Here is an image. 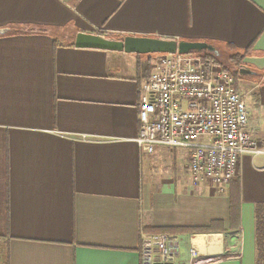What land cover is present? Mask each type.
Instances as JSON below:
<instances>
[{"label": "crops", "instance_id": "crops-1", "mask_svg": "<svg viewBox=\"0 0 264 264\" xmlns=\"http://www.w3.org/2000/svg\"><path fill=\"white\" fill-rule=\"evenodd\" d=\"M0 31V264H144L160 230H184L172 235L177 264L191 250L256 264L264 154L242 158L235 226L231 187L194 186L188 149L148 155L137 142L155 56L75 42L147 37L244 55L258 75L237 91L264 150V0H0Z\"/></svg>", "mask_w": 264, "mask_h": 264}, {"label": "built area", "instance_id": "built-area-1", "mask_svg": "<svg viewBox=\"0 0 264 264\" xmlns=\"http://www.w3.org/2000/svg\"><path fill=\"white\" fill-rule=\"evenodd\" d=\"M235 84L199 55H158L140 91L139 146L148 155L158 146L188 149L192 184L227 190L240 178L245 155L264 154L248 130L246 101ZM143 257L144 264H177L179 242L168 234L152 236L144 241ZM213 262L190 251L189 264Z\"/></svg>", "mask_w": 264, "mask_h": 264}, {"label": "water", "instance_id": "water-1", "mask_svg": "<svg viewBox=\"0 0 264 264\" xmlns=\"http://www.w3.org/2000/svg\"><path fill=\"white\" fill-rule=\"evenodd\" d=\"M1 33V31H0ZM75 47L79 49H92L111 52H123L141 56L148 55H189L211 53L219 56V51L212 45L202 42H184L147 37L112 38L95 34H78ZM241 77H255L258 74L246 66L239 69ZM264 82V76H262ZM160 264V263H155Z\"/></svg>", "mask_w": 264, "mask_h": 264}, {"label": "trees", "instance_id": "trees-1", "mask_svg": "<svg viewBox=\"0 0 264 264\" xmlns=\"http://www.w3.org/2000/svg\"><path fill=\"white\" fill-rule=\"evenodd\" d=\"M107 37L115 38L113 35H107ZM123 38V37H116ZM220 51V50H219ZM202 57L203 61L207 64L214 63L219 66L222 64L219 62L218 57L211 53H201L196 54ZM155 56L158 55H149ZM245 56L240 54L231 55L229 58L230 62L233 63V66L240 68L243 66ZM223 70L235 78V85L237 86L236 76L239 74V70L235 73L229 72L226 68ZM231 192H230V204H231V223L233 225H238L240 221V195H239V181L235 180L231 183ZM237 229V228H236ZM199 231L209 232L212 231V228L209 229H199ZM178 232H184V230H160L154 233L153 235L168 234L174 235ZM255 245L257 251L256 264H264V204H258L255 208Z\"/></svg>", "mask_w": 264, "mask_h": 264}, {"label": "rangeland", "instance_id": "rangeland-1", "mask_svg": "<svg viewBox=\"0 0 264 264\" xmlns=\"http://www.w3.org/2000/svg\"><path fill=\"white\" fill-rule=\"evenodd\" d=\"M219 50H220L219 51V56H216V57H218L219 62L222 64L220 67H222V69L226 68L229 72H232V73L237 72L240 68H238L236 66H233L232 65L233 63H231L230 60H229V58L231 57L232 54L228 53V51H224L222 49H219ZM155 58L153 60H155ZM243 66H245V64H243ZM236 78H237V86L236 87H238V84L240 86H242V81L243 80H247V79L248 80H253L254 79V77H241L239 74L236 76ZM247 105L249 106V103Z\"/></svg>", "mask_w": 264, "mask_h": 264}]
</instances>
